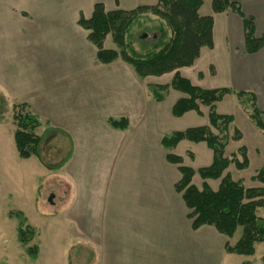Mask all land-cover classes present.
<instances>
[{
  "label": "crops",
  "instance_id": "1",
  "mask_svg": "<svg viewBox=\"0 0 264 264\" xmlns=\"http://www.w3.org/2000/svg\"><path fill=\"white\" fill-rule=\"evenodd\" d=\"M143 1L0 0V93L2 94L3 88L8 95L0 94V99H10L13 104L27 103L30 111L37 116L39 126L44 122L49 125L46 130L55 128V132L69 142L71 150L55 169L60 170L73 160L82 132L91 127L102 134L97 138L107 136L111 148L116 147L117 139L113 141L110 138L121 136L130 127L135 114H132V106L134 109L137 101L134 93L136 90L133 91L131 69L127 67L129 64L121 59L109 63L97 61L96 48L87 39L88 31L77 23L79 16L82 14L89 18L93 5L97 2L102 3L106 10H129L138 5H150L143 4ZM202 1L200 13L203 6H206L205 0ZM235 1L243 15L253 18L255 35H264V0ZM210 2L211 0L209 5ZM202 14L213 16V47H202L194 63L177 69L178 73L196 86L210 88L204 84L210 82L206 78L207 74L217 73L211 60L208 73L197 72L198 84L192 82L186 72L194 71L202 55L214 53L217 43L221 42L223 66L232 83L231 86L221 87L251 91L264 113L259 102L260 98L264 102V46L253 54L244 52V30L239 15L231 11L213 14L211 8ZM218 20L221 27L217 25ZM210 67L213 68V73ZM183 71H186L185 74ZM173 73L161 75L168 76V80L154 84L153 89L155 85L168 84ZM140 95L141 98H146L145 95ZM153 98L157 103L165 99L161 94V100H158L155 92ZM201 112L200 116L205 117L206 114L202 110ZM186 114L188 112L180 117L171 115L178 120ZM110 118H125L127 125L124 128L113 127L108 122ZM207 123L206 115V122L202 125ZM251 124L253 125L252 122ZM250 130L253 132V127L250 126ZM54 137L45 144L54 147ZM242 139L243 134L236 142ZM184 141L191 142L183 139L174 148H165L167 152L164 159L166 153H174L172 151ZM201 151L207 157L206 164L209 165L213 157L211 149L205 144ZM247 154L249 157L248 147ZM181 157L184 162L185 156ZM188 157L194 159L195 154L190 152ZM165 161L167 162L166 159ZM169 164L174 166L168 167L174 180H170L172 187L167 192L161 181L158 182L163 173L156 172L146 175L150 185L141 189L131 188L130 182L125 180L119 182L120 189H114L110 194L79 188L73 198L70 196L65 210L68 212L75 207V219L81 231L78 237L95 248L93 264H218L228 240L217 235L211 226H202L197 230L191 228L187 218L188 210L181 194L174 189L179 172L176 165ZM128 175L118 173L114 180ZM95 177L103 180L105 172L98 171ZM88 179L91 178L86 177V181ZM116 183L113 182V185ZM126 183L127 188L123 187Z\"/></svg>",
  "mask_w": 264,
  "mask_h": 264
},
{
  "label": "rangeland",
  "instance_id": "2",
  "mask_svg": "<svg viewBox=\"0 0 264 264\" xmlns=\"http://www.w3.org/2000/svg\"><path fill=\"white\" fill-rule=\"evenodd\" d=\"M155 2L156 0H144L143 4L151 5ZM205 2L206 6H203L201 13L199 9L201 15L211 8L209 0ZM217 23L218 27H221L220 20ZM156 32V18L151 14H144L130 27L127 41L131 49L137 53H143L155 41ZM219 41L218 37L217 42ZM103 46L115 49L110 34L106 36ZM210 60L217 70L215 75L210 74L208 70ZM223 64V51L221 42H219L214 53L209 52L207 55H202L194 71L190 70L192 74L190 71H183V74L186 72L192 82L198 84L197 72L206 73L207 71L209 73L206 78L210 82L204 84L210 88L231 86L232 83L228 80ZM127 67L131 69L132 87L133 91L136 90L134 93L137 99L134 109L132 106V114H135L131 119L130 127L122 132L121 136L110 138L113 141L117 139L114 148L109 145L107 136L96 137L102 134L94 130V127L82 132L83 136L75 149L73 160L60 170L55 168L61 164L71 150L69 142L61 137V134L55 132V128L46 130L49 125L42 122L35 130V133L42 138L38 155H33L29 159L19 157L13 140L14 126L11 122L13 103L10 99H6L7 101L0 99V264H93L95 248L91 243L84 242L85 240L78 237L81 231L77 227L75 207L70 208L68 212L65 210L66 203L73 198L77 189L90 192L99 190L110 194L112 190L120 189L119 182L125 180L130 182L131 188L141 189L150 185L146 175L156 174V172L163 173V177H159L158 182L161 181L165 192L170 186L172 187L169 182L174 180V176L171 171H168V167L174 166L164 159L167 151L160 144V137L172 131L202 125L206 122V115L201 117L195 111H188V114L177 120L171 115L170 108L182 94L172 88L168 91L157 89L154 91L153 89L154 84L167 81L168 76L140 78L131 66L127 65ZM10 75L12 79V72ZM1 92L8 96L3 88ZM154 92L162 94L164 101L154 102ZM140 93L146 98H141ZM139 98L142 99L141 103ZM262 100L260 98L259 102L264 108ZM216 107V111L220 114H232L233 126L243 134V139L239 142L229 140L224 149V155L228 157L237 153L240 146H247L249 149L247 168L238 170L234 164H230L226 171L234 180H242L245 186L260 185L251 181L250 177L256 170L264 167V132L251 124L248 110L240 106L234 95L225 96ZM200 108L204 114H207V107L201 105ZM250 126L253 127V132ZM52 137L55 138L54 147L45 144L47 141L50 142ZM203 145L205 144L184 141L172 152L185 156L183 164L196 170L207 165V157L201 151ZM190 152L195 154L194 159L188 157ZM237 157L241 160L239 154ZM98 171L105 172L103 180H97L95 177ZM118 173L129 175L126 178L121 177L119 180H114ZM86 177L91 179L86 181ZM113 182H117L118 185L117 183L113 185ZM206 182L215 190L219 180L207 179ZM192 183L198 188L201 187L202 180L197 173L193 175ZM123 187L127 188L128 184H123ZM51 195L53 197L50 202L48 199ZM18 212L21 213L20 216ZM259 214L264 216V208L259 209ZM117 215L119 216L118 213ZM20 224L22 227L28 225L36 232L32 240L25 245L21 244L17 237ZM217 235L227 238L218 233ZM240 235L241 228L238 227L233 236L227 238V242L235 243ZM33 245L38 247L34 259L29 257L26 251ZM218 264H264V242L255 244L251 255L227 253L223 250Z\"/></svg>",
  "mask_w": 264,
  "mask_h": 264
},
{
  "label": "trees",
  "instance_id": "3",
  "mask_svg": "<svg viewBox=\"0 0 264 264\" xmlns=\"http://www.w3.org/2000/svg\"><path fill=\"white\" fill-rule=\"evenodd\" d=\"M201 5L202 0H157L155 4L138 5L129 10H106L102 3L97 2L93 5L91 16L85 18L81 14L77 23L88 31L87 39L96 48L97 61L109 63L121 59L141 78L174 72L168 84L155 85L157 90L167 91L172 88L184 94L171 106L173 116L180 117L188 111L201 115V105L207 107V125L172 131L161 138V145L172 149L183 139L195 143L204 142L212 151V162L195 170L184 165L180 155L168 152L165 159L176 165L179 172L174 189L181 194L188 210L187 218L191 228L197 230L202 226H211L217 233L229 238L240 227L241 235L238 240L233 244L226 242L224 250L227 253L251 255L255 244L264 242V216L259 214V209L264 208V167L256 170L250 177L251 181L260 184L258 186H245L242 180H234L226 171L230 164H234L238 170L247 168V149L240 146L237 153L228 157L224 155L229 140H240L242 133L233 126V115L218 113L216 104L224 96L234 95L240 106L248 110L253 125L262 132L264 113L251 91L230 87L201 88L178 73L177 69L194 63L202 47H213V16L201 15ZM210 6L213 14L231 11L241 17L246 54H253L264 46V35H255L253 18L243 15L235 0H211ZM144 14H151L156 18L157 32L150 47L143 53H137L127 41L128 31ZM108 34L111 35L115 49L103 46ZM210 69L213 73V68ZM155 95L161 100L160 93L155 92ZM11 110L13 140L19 157L26 159L38 155L42 138L35 133L39 126L37 116L30 111L27 103H14ZM108 122L113 127L124 128L127 125L125 118H110ZM196 173L202 180L200 188L192 183ZM207 179H218V187L212 189L206 182ZM18 214L21 215L19 212ZM35 233L28 225L22 227L20 224L17 229L18 240L23 245L32 240ZM37 250L36 245L26 249L28 256L33 259Z\"/></svg>",
  "mask_w": 264,
  "mask_h": 264
},
{
  "label": "water",
  "instance_id": "4",
  "mask_svg": "<svg viewBox=\"0 0 264 264\" xmlns=\"http://www.w3.org/2000/svg\"><path fill=\"white\" fill-rule=\"evenodd\" d=\"M52 197H53V196L51 195V196L49 197V199H48L50 202H51V200H52Z\"/></svg>",
  "mask_w": 264,
  "mask_h": 264
}]
</instances>
